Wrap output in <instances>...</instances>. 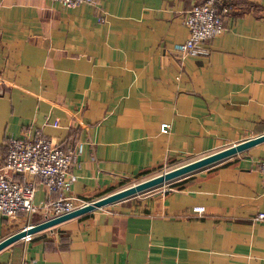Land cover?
I'll return each mask as SVG.
<instances>
[{
	"label": "crops",
	"instance_id": "1",
	"mask_svg": "<svg viewBox=\"0 0 264 264\" xmlns=\"http://www.w3.org/2000/svg\"><path fill=\"white\" fill-rule=\"evenodd\" d=\"M202 1L0 0V162L9 137L81 141L69 194L90 201L264 133V0H223V33L179 54L186 11ZM263 155L264 140L29 234L0 264H264V222L252 220ZM55 197L39 183L33 201ZM26 217L0 214V240Z\"/></svg>",
	"mask_w": 264,
	"mask_h": 264
},
{
	"label": "built area",
	"instance_id": "2",
	"mask_svg": "<svg viewBox=\"0 0 264 264\" xmlns=\"http://www.w3.org/2000/svg\"><path fill=\"white\" fill-rule=\"evenodd\" d=\"M56 1L65 7L98 3L97 0ZM228 11L229 7L223 0H203L192 5L183 19L188 31L187 37L174 43L173 50L179 54L189 53L199 42L222 34L225 30L224 16ZM53 124H57L56 120ZM167 130L168 124L162 123L160 131ZM82 146L83 142L78 141L73 147L64 148L49 140L39 130L32 136L7 138L5 155L0 162V214L9 219L15 218L19 213L29 218L38 214L40 219L30 223L33 225L88 203L69 194L75 179L71 166ZM256 169L264 178V155L257 161ZM26 176H32L34 179H27ZM39 183L44 184L50 194H57V197L35 203L33 196ZM192 211L201 214L204 212V206H193ZM252 220L264 222V209L257 211ZM24 238H29V234Z\"/></svg>",
	"mask_w": 264,
	"mask_h": 264
},
{
	"label": "water",
	"instance_id": "3",
	"mask_svg": "<svg viewBox=\"0 0 264 264\" xmlns=\"http://www.w3.org/2000/svg\"><path fill=\"white\" fill-rule=\"evenodd\" d=\"M263 140H264V133L259 134L257 136H254L252 138L242 140V141L237 142L235 144L221 148L218 151H215V152H212L210 154L201 156L195 160L189 161V162L184 163L178 167L167 170V171H165L161 174H158L156 176H153L149 179L143 180V181L138 182L134 185L125 187V188L120 189L118 191L112 192L108 195H105L103 197L95 199V200L88 202L85 205L80 206V207H78V208H76V209H74V210H72L66 214L56 216V217L50 218L48 220H44L42 222H38V223H35L33 225H30L26 228H22L20 230H17L15 232L5 236L4 238H2L0 240V249L5 247L9 243H11L17 239H20V238H22L28 234H32V233L37 232L39 230L49 228V227H51V226H53L59 222H62L66 219H69V218L77 216L81 213L92 210L96 207H100V206L105 205L109 202H112V201L130 196V195L136 194L140 191H143V190H145L149 187H152L156 184H159L161 182H164V181H167L170 179H174L176 177H179L181 175L189 173L195 169H198V168L204 167L206 165H209L213 162H216V161H218V160H220L226 156H229V155H231V154H233L239 150H242L244 148L252 146V145L259 143Z\"/></svg>",
	"mask_w": 264,
	"mask_h": 264
},
{
	"label": "rangeland",
	"instance_id": "4",
	"mask_svg": "<svg viewBox=\"0 0 264 264\" xmlns=\"http://www.w3.org/2000/svg\"><path fill=\"white\" fill-rule=\"evenodd\" d=\"M222 147H220V148H217V149H215V150H213L212 152H215V151H218V150H220ZM212 152H210V153H212ZM209 152H208V154H210ZM205 155H207V154H205ZM202 156V155H201ZM200 155H198V156H195V157H188V158H184V159H182V160H179V161H177L175 164H170V165H166L165 167H162V168H160V169H158V170H155L154 172H152V173H149V174H145V175H142V176H140V177H126V178H124L123 180H122V182H120V183H118L117 185H116V188H114V190H112L111 191V193L112 192H115V191H118V190H120V189H123V188H125V187H128V186H131V185H134V184H136V183H138V182H141V181H143V180H146V179H149V178H151V177H153V176H156V175H158V174H161V173H163V172H165V171H167V170H170V169H172V168H175V167H178V166H180V165H182V164H184V163H187V162H189V161H192V160H195V159H197V158H199V157H201ZM204 156V155H203ZM210 165V164H209ZM208 166V165H207ZM205 167V166H204ZM201 168H203V167H201ZM198 170H200L199 168H198ZM197 169H195V170H193L194 172H197L198 171ZM193 171H191V173L193 172ZM170 180H173V179H170ZM169 180H167V181H164V182H161V183H159V184H156V185H154V186H152V187H149V188H147V189H145V190H143V191H140V192H138V193H136V194H143V193H146V192H151V191H154V190H156V189H158V188H160V187H162L163 186V184H165L166 182H168ZM110 194V193H109ZM81 199V198H80ZM82 200H84V199H82ZM84 201H87V202H91V201H93V200H90V201H88V200H84ZM31 220H32V218H31ZM48 220V219H47ZM29 222V223H28ZM42 222V221H41ZM16 225L17 224H21L22 226L18 229V230H20V229H22V228H26V227H28L27 225H29L30 226V221H28V218L26 217V218H22V219H19L16 223H15ZM22 238H24V237H22Z\"/></svg>",
	"mask_w": 264,
	"mask_h": 264
}]
</instances>
